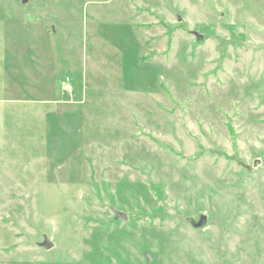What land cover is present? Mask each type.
<instances>
[{
	"label": "rangeland",
	"instance_id": "374dc122",
	"mask_svg": "<svg viewBox=\"0 0 264 264\" xmlns=\"http://www.w3.org/2000/svg\"><path fill=\"white\" fill-rule=\"evenodd\" d=\"M0 52L51 90L5 97L0 264H264V0H0Z\"/></svg>",
	"mask_w": 264,
	"mask_h": 264
},
{
	"label": "crops",
	"instance_id": "0c3cea01",
	"mask_svg": "<svg viewBox=\"0 0 264 264\" xmlns=\"http://www.w3.org/2000/svg\"><path fill=\"white\" fill-rule=\"evenodd\" d=\"M1 53V52H0ZM1 57V55H0ZM2 60V59H0ZM1 68V67H0ZM19 70H15L16 74H18V71H23V82H21L22 80V74L17 75L18 77L20 76V81H17L16 79H14L13 81L11 80H7L4 77H2L3 73H0V116L5 115L7 117L8 112H10V110H7V108H4V104L10 105L11 107H13V105L17 106L20 105L19 102H23V101H6L5 97L9 98V97H16L19 96L21 98V94L23 92H26V95H29L30 92L32 91H38L41 92L42 95L43 94H47L50 93V89L44 88V87H40V82H39V77L40 75L37 74L35 75L36 77H34V75L32 74L31 70L29 69L27 71V69H21L18 68ZM55 74V72L52 74V77L49 78V81L51 82L52 78H55V76L53 77V75ZM57 82V81H56ZM39 87V88H38ZM53 89V86H52ZM10 115H15L14 113L11 112ZM20 113L18 115H15V117H17L18 119L22 118V116L20 115ZM5 140L6 138V132H4L3 130H0V139Z\"/></svg>",
	"mask_w": 264,
	"mask_h": 264
},
{
	"label": "water",
	"instance_id": "95a60500",
	"mask_svg": "<svg viewBox=\"0 0 264 264\" xmlns=\"http://www.w3.org/2000/svg\"><path fill=\"white\" fill-rule=\"evenodd\" d=\"M17 1H21L22 3H25L26 0H17ZM195 38L196 40H201L202 36L198 35L196 32H190ZM259 164V161L255 160L253 165L257 166ZM113 214H114V219H121L123 221L127 220V216L123 213L117 212L115 210H112ZM188 224L191 226L192 229L194 230H198V229H202L206 223H207V216L204 214H198L197 216V220H194L192 218H186L185 219ZM38 246L42 247L44 250L49 251L54 247V244L52 242H50V240L44 236L43 237V241L41 243L38 244ZM148 255H146V260H148Z\"/></svg>",
	"mask_w": 264,
	"mask_h": 264
},
{
	"label": "built area",
	"instance_id": "2783aa9c",
	"mask_svg": "<svg viewBox=\"0 0 264 264\" xmlns=\"http://www.w3.org/2000/svg\"><path fill=\"white\" fill-rule=\"evenodd\" d=\"M68 82H69V79L66 78V82H65V84H68ZM66 89H67L68 91H70V90H71V87H70L69 85H67Z\"/></svg>",
	"mask_w": 264,
	"mask_h": 264
}]
</instances>
